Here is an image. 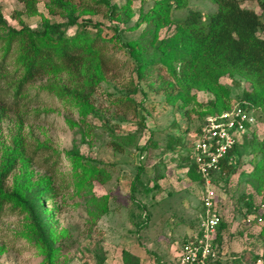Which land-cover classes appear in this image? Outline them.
I'll list each match as a JSON object with an SVG mask.
<instances>
[{
	"label": "rangeland",
	"instance_id": "374dc122",
	"mask_svg": "<svg viewBox=\"0 0 264 264\" xmlns=\"http://www.w3.org/2000/svg\"><path fill=\"white\" fill-rule=\"evenodd\" d=\"M71 1L78 5L74 16L79 28L92 32L99 28L107 40L103 79L90 100L96 111L83 115L72 99L44 89L50 83L69 84L66 74L36 77L14 97L8 85L20 77L21 69L12 53L7 56L9 77L0 78V158L20 143L32 180H49L53 187L55 196L43 205L56 248L54 264H125V256L138 264H174L183 243L196 231L202 211V188L185 156L190 136L207 117L199 104L214 95L210 89L186 91L172 74L179 64L174 54L180 51L172 47L173 22L192 11L213 12L217 4L189 0L182 8L171 7L169 22L153 33L152 24L141 15L158 0H113L118 8L126 6L118 17L102 3ZM242 3L260 13L256 1ZM24 10L19 0H0L3 18L14 28L22 22L41 30L45 21L66 20L50 11L47 0H38L36 15ZM74 30L70 27L67 33ZM259 35L264 37V31ZM158 43V53H165L162 58L153 54ZM138 46L153 66L141 76L133 56ZM150 83L163 89L154 91ZM219 83L229 89L230 105L249 89L237 76L223 75ZM253 133L262 136L264 124L255 126ZM70 150L99 162L108 174L104 183L92 182L91 193L76 181L66 154ZM248 150V145H240L235 172L226 168L212 181L222 224L213 242L221 264H254L253 256L263 247V224L245 220L249 203L252 208L264 203V183L257 190L249 180L253 162ZM24 167L17 160L4 181L6 191H11ZM104 194L108 210L92 222L89 198ZM27 219L22 207L9 201L0 204V264H43V255L26 235Z\"/></svg>",
	"mask_w": 264,
	"mask_h": 264
},
{
	"label": "trees",
	"instance_id": "16d2710c",
	"mask_svg": "<svg viewBox=\"0 0 264 264\" xmlns=\"http://www.w3.org/2000/svg\"><path fill=\"white\" fill-rule=\"evenodd\" d=\"M19 1L24 4V13L38 14V0ZM91 1L108 6L110 14L115 17H118L116 14L119 10L126 11L124 4L118 8L113 0ZM188 1L158 0L146 14L141 15V19L152 24L155 33L157 28L169 22L168 10L171 7L182 8ZM213 1L217 4L215 11L207 14L192 11L183 19L173 22L175 30L171 36L172 47L180 51L174 54V58L179 59V64L177 71L172 68V74L183 84L186 91L212 90L213 98L199 104L203 107L201 114L207 116L219 114L232 106L227 100L229 89L219 83V78L223 75L242 78L249 85V89L243 91L236 102L254 114L257 124H264V37L259 35V31H264V0H248L258 3L260 13L243 6L242 1L247 0ZM47 5L51 12L63 15L66 20L45 21L41 30L33 29L22 22L20 28H14L8 25L0 11V78L9 77L7 56L13 53V62L21 69L20 77L11 80L8 85L12 88L14 97L22 93L25 86L36 77L66 74L69 84L50 83L44 89L51 88L55 95L72 99L83 115L95 113L90 100L98 83L103 79L107 63L104 53L107 40L101 37L99 28L95 32L84 27L79 28L80 24L74 16L78 8L77 2L47 0ZM87 11L90 12L88 9ZM70 27H75L72 34L67 33ZM94 27H99V24H94ZM160 43L154 45L153 54L162 58L165 53L164 50L158 53ZM133 56L136 58V71L139 76L153 68L146 51L141 47L138 46ZM153 85L150 83L149 87L153 88ZM153 89L159 91L163 87ZM242 144L249 146L248 152L253 162V169L248 174L249 180L259 190L264 183V133L260 137L254 133L250 137H243L221 159V171L224 172L227 168L229 173L235 172L240 156L238 147ZM21 147L20 143L16 144L12 149L5 150L0 158V204L9 201L27 212V237L33 240L43 255V264H54L56 248L53 246V234L43 202L45 199H52L55 194L49 180H32L25 166ZM66 154L71 160L76 181L80 186H86L89 193L94 180L104 183L107 179L108 174L99 162L74 150L67 151ZM185 158L199 181L194 164L187 155ZM17 160L25 167L8 192L4 189V181ZM89 199L92 200L93 208L89 209L88 214L91 221L96 222L108 210V195L98 198L91 195ZM249 212V215L256 214L255 206L252 208L250 203ZM221 227L219 222L217 233ZM262 245L264 250V240ZM253 257L257 260L259 254ZM124 258L125 264H138L136 261L131 262L126 256ZM210 264L221 263L215 259Z\"/></svg>",
	"mask_w": 264,
	"mask_h": 264
},
{
	"label": "built area",
	"instance_id": "2783aa9c",
	"mask_svg": "<svg viewBox=\"0 0 264 264\" xmlns=\"http://www.w3.org/2000/svg\"><path fill=\"white\" fill-rule=\"evenodd\" d=\"M257 125L254 114L241 103L234 102L221 113L207 116L190 136L188 158L199 176L202 211L196 231L185 240L174 264H210L217 259L218 254L213 241L221 217L216 209L212 181L215 174L221 172V159L240 143L243 137H250ZM255 209L256 214H248L246 222L263 224L264 203ZM255 264H264L263 249Z\"/></svg>",
	"mask_w": 264,
	"mask_h": 264
},
{
	"label": "crops",
	"instance_id": "0c3cea01",
	"mask_svg": "<svg viewBox=\"0 0 264 264\" xmlns=\"http://www.w3.org/2000/svg\"><path fill=\"white\" fill-rule=\"evenodd\" d=\"M242 5L251 8L250 6L246 5L245 3H242Z\"/></svg>",
	"mask_w": 264,
	"mask_h": 264
}]
</instances>
